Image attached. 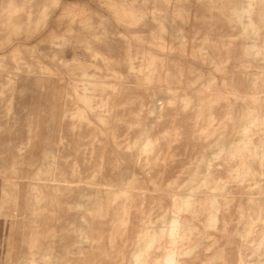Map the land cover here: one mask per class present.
Here are the masks:
<instances>
[{
  "label": "rangeland",
  "instance_id": "374dc122",
  "mask_svg": "<svg viewBox=\"0 0 264 264\" xmlns=\"http://www.w3.org/2000/svg\"><path fill=\"white\" fill-rule=\"evenodd\" d=\"M27 1L0 12V264H264V0Z\"/></svg>",
  "mask_w": 264,
  "mask_h": 264
},
{
  "label": "bare ground",
  "instance_id": "6f19581e",
  "mask_svg": "<svg viewBox=\"0 0 264 264\" xmlns=\"http://www.w3.org/2000/svg\"><path fill=\"white\" fill-rule=\"evenodd\" d=\"M26 2H28L27 0H22V4L20 5H17L14 0H8L6 4L2 5L0 7V12L2 13L3 11H8L9 13H14V12H18L20 10H24L25 11V7H26ZM120 53V52H119ZM110 63V61H108ZM116 67H120L121 64H122V61H119L118 58H116L115 60L112 61ZM153 63V61H152ZM41 72H45L44 70H42L41 68ZM145 73H147L146 71H144ZM150 74V73H149ZM114 75V78H117V73H113ZM149 76V75H148ZM72 78H76V77H73ZM115 80V79H114ZM216 153V152H215ZM212 155V154H211ZM204 176V175H203ZM203 180V179H202ZM218 182V181H217ZM94 186V185H93ZM262 190H263V193H264V185L262 187ZM171 251V250H170ZM174 255H176L175 253H173ZM178 254V253H177ZM168 260V259H167ZM171 260V259H169ZM177 261V260H176Z\"/></svg>",
  "mask_w": 264,
  "mask_h": 264
}]
</instances>
